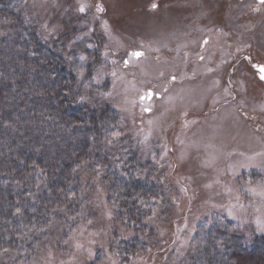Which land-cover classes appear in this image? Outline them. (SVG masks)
<instances>
[{
	"label": "rangeland",
	"instance_id": "obj_1",
	"mask_svg": "<svg viewBox=\"0 0 264 264\" xmlns=\"http://www.w3.org/2000/svg\"><path fill=\"white\" fill-rule=\"evenodd\" d=\"M23 1L44 37L72 30L69 49L79 41L98 52L103 70L94 82L109 78L103 92L121 117V135L170 191L169 212L156 222L158 241L126 264H179L206 219L230 222L245 239L264 234L260 0ZM148 88L151 98L142 99ZM95 186V217L62 245L52 238L18 264H89L99 251L117 264L109 247L117 225L105 190Z\"/></svg>",
	"mask_w": 264,
	"mask_h": 264
},
{
	"label": "trees",
	"instance_id": "obj_2",
	"mask_svg": "<svg viewBox=\"0 0 264 264\" xmlns=\"http://www.w3.org/2000/svg\"><path fill=\"white\" fill-rule=\"evenodd\" d=\"M27 3L0 0V264L28 262L55 237L62 245L95 217V185L117 225L110 250L126 264L158 241L170 191L121 135L103 92L109 78L94 82L103 70L98 52L79 41L69 49L72 30L44 37ZM89 264L107 261L99 251ZM179 264H264V234L245 239L230 222L206 219Z\"/></svg>",
	"mask_w": 264,
	"mask_h": 264
},
{
	"label": "snow or ice",
	"instance_id": "obj_3",
	"mask_svg": "<svg viewBox=\"0 0 264 264\" xmlns=\"http://www.w3.org/2000/svg\"><path fill=\"white\" fill-rule=\"evenodd\" d=\"M260 3L261 4H264V0H260ZM153 7H156V5H153ZM81 12L85 11V8L84 6L82 5L79 9ZM97 11H103V8L102 7H98ZM133 56H139L141 55V53L139 52H133L132 53ZM83 59V57H82ZM113 75H115V73H113ZM261 79H264V66H261ZM250 183V182H249ZM262 195H264V192L261 193ZM19 211V210H18ZM90 223V222H89ZM258 224H260V221H257ZM261 231H264V224L261 225L260 229ZM77 247H80L79 244L76 245Z\"/></svg>",
	"mask_w": 264,
	"mask_h": 264
},
{
	"label": "flooded vegetation",
	"instance_id": "obj_4",
	"mask_svg": "<svg viewBox=\"0 0 264 264\" xmlns=\"http://www.w3.org/2000/svg\"><path fill=\"white\" fill-rule=\"evenodd\" d=\"M153 5H156V3H153ZM207 39H208V37L205 36V40H207ZM134 52H140V51L135 50ZM258 66H264V65H262V64H258V65L256 66V67H257V70H258V75H259V77H261V76H260L261 71L258 69ZM172 77H173V75H172ZM262 80L264 81V79H262ZM149 90H150L151 92H153L150 88H148L147 91H146L147 93L142 94V95H144V97H143L142 99H150V98H151L152 95H151L150 97L147 96Z\"/></svg>",
	"mask_w": 264,
	"mask_h": 264
},
{
	"label": "water",
	"instance_id": "obj_5",
	"mask_svg": "<svg viewBox=\"0 0 264 264\" xmlns=\"http://www.w3.org/2000/svg\"><path fill=\"white\" fill-rule=\"evenodd\" d=\"M258 69L261 71V66H258ZM260 76H261V73H260ZM152 95V92L149 90V92H148V97H150ZM144 97V95H141V98H143Z\"/></svg>",
	"mask_w": 264,
	"mask_h": 264
}]
</instances>
